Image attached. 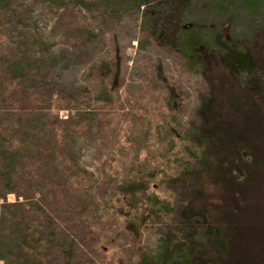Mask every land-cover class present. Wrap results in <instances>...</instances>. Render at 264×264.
I'll list each match as a JSON object with an SVG mask.
<instances>
[{"label": "rangeland", "instance_id": "374dc122", "mask_svg": "<svg viewBox=\"0 0 264 264\" xmlns=\"http://www.w3.org/2000/svg\"><path fill=\"white\" fill-rule=\"evenodd\" d=\"M227 1L246 10V29L263 21L264 0H251L254 14L249 0ZM178 11L166 0H0V264H39L41 236L43 264L58 251L57 264H139V252L159 253L167 221L149 216L160 205L140 196L137 212L121 197L134 178L162 202L194 183L185 131L199 121L206 83L151 36L164 24L177 30ZM256 196L251 211L262 212L264 190Z\"/></svg>", "mask_w": 264, "mask_h": 264}, {"label": "trees", "instance_id": "16d2710c", "mask_svg": "<svg viewBox=\"0 0 264 264\" xmlns=\"http://www.w3.org/2000/svg\"><path fill=\"white\" fill-rule=\"evenodd\" d=\"M166 1L177 11L181 7L183 17L177 30L164 24L151 36L201 73L206 92L199 121L185 131L193 148L184 172L194 183L183 180L182 196L171 202L149 194L151 184L135 178L122 193L123 208L138 212L139 198L145 196L153 207L160 205L149 218L167 221L159 253L153 257L136 250L139 264H264V211H251L253 198L264 190V19L246 29L240 21L246 10L237 2ZM244 3L252 14L260 8L256 1ZM7 178L14 192L20 190L15 175ZM214 192L224 200L218 202L210 195ZM128 228L140 236L136 223ZM38 241V263L43 264L46 240ZM58 257L63 259V253H51L48 264H57Z\"/></svg>", "mask_w": 264, "mask_h": 264}]
</instances>
